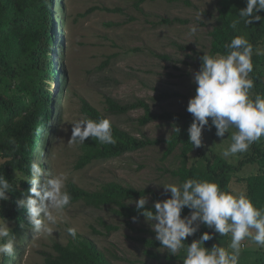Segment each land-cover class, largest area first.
<instances>
[{
	"label": "rangeland",
	"instance_id": "374dc122",
	"mask_svg": "<svg viewBox=\"0 0 264 264\" xmlns=\"http://www.w3.org/2000/svg\"><path fill=\"white\" fill-rule=\"evenodd\" d=\"M93 6L121 7L124 12L97 10L86 17L80 15ZM218 7V0H147L141 10L134 6V0H54L58 44L53 60L58 64L59 85L55 80L51 84L54 96L62 91V98L54 107L55 125L59 115L61 120L54 135L47 131L45 142L52 135L49 150H43L44 143L37 147L35 157L42 153L45 170L66 175V190L71 182L96 191L104 183L116 181L137 189H151L161 200L170 197L171 193L158 184H180L170 172L180 165L179 150L163 158L166 144H153L77 169L82 144L69 142L71 122L86 117L81 109L86 99L137 137L168 138L174 130L172 121L160 119L142 126L138 118L144 115L143 109L117 115L107 110L106 97L123 104L144 99L157 113L185 111L189 98L195 95L192 76L199 70L200 54L211 47V31L217 22ZM193 26L197 28L195 34L190 31ZM106 61L109 63L103 65ZM202 141L207 152L221 154L230 145L231 135L225 133L221 138L205 127ZM258 141L263 142L264 136ZM250 150L227 159L238 164ZM253 168L248 165L241 175H234L231 190L246 192V182L239 178L253 172ZM17 175L19 179L27 177L22 173ZM146 197L148 204L157 201L153 194ZM135 201L131 204L135 205ZM102 220L116 229L108 230ZM54 227L57 231L48 236L34 235L28 226L22 237H16L15 255L7 264H45V256L53 252L55 243L66 244L72 239L67 233L69 227L94 241L111 264H161L172 255L163 247L153 249L161 260L147 254L141 240L155 238V233L146 218L127 223L110 207L95 208L84 201L72 203ZM215 240L217 245L227 248L231 234L222 237L218 233ZM185 248L177 254H186ZM182 260L176 259L172 264H183ZM262 260L264 247L245 238L238 264H260Z\"/></svg>",
	"mask_w": 264,
	"mask_h": 264
},
{
	"label": "trees",
	"instance_id": "16d2710c",
	"mask_svg": "<svg viewBox=\"0 0 264 264\" xmlns=\"http://www.w3.org/2000/svg\"><path fill=\"white\" fill-rule=\"evenodd\" d=\"M146 1L134 0V6L141 10ZM218 6L217 22L211 31V47L207 53L223 54L226 52L225 45L235 36L245 37L253 45L254 67L249 74L254 81L251 94L253 98L257 93L264 94V54H256L257 49L264 52V21H255L247 26L241 21L237 26L238 30H233L231 23L234 19H238L239 10L246 7V0H218ZM97 10L124 12L121 7L93 6L80 15L86 17ZM259 14L264 17V10ZM115 24L117 25V23L107 25ZM56 35L54 0H0V175L5 176L13 184V190L7 193L10 198L0 201V218L8 222L16 237H22L23 231L29 226L26 209L18 207L16 201L21 198L22 193L27 195L30 188V184L24 178L19 179L17 174L30 175L29 166L38 153L37 147L45 143L43 150L45 152L49 150L52 135L57 131L61 120L59 115L55 125L54 107L62 98V91L57 97L54 96L51 84V81H56L59 75L58 64L53 60ZM203 54L204 52L200 57ZM108 63L109 61H106L103 65ZM200 65L201 60L199 68ZM64 79L66 80L65 76ZM106 104L107 110L117 115L143 109L144 115L138 118L140 125L145 126L152 121L164 119L173 122L174 130L166 139H151L144 135L137 137L83 99L81 109L86 117L94 120L104 117L110 119L116 143L99 144L93 138H87L81 145L82 153L76 163L77 169H83L94 161L110 159L153 144L165 143L163 158H168L179 150L180 165L170 172L179 179L180 184L190 178L206 179L216 182L221 189L227 191L229 187L231 189L234 175H239L248 165L253 166V172L239 179L246 182V193L253 204L257 208H264V141L254 142L249 148L251 150L236 164L220 153L207 152L204 143L203 147L193 148L188 141L187 131L193 117L187 109L181 112L157 113L144 99L123 104L110 96L106 97ZM37 128L41 129L39 134ZM48 130L52 135L45 142ZM210 130L216 135L214 126ZM13 139L15 143L11 142ZM194 152H196L195 157L192 156ZM67 191L71 195L70 204L84 201L95 208L110 207L126 219L127 223L133 217H136V220L145 219L131 201L149 194H153L156 200H161L160 195L151 189H137L116 181L104 183L96 191H89L71 182ZM145 208L155 211L154 204L147 203ZM189 214L190 210L187 207L181 212L182 216ZM101 223L108 230L116 229L114 225L104 220ZM205 231L212 233V239L205 242V247L211 248L212 245L217 244L215 237L218 233L203 224L193 236L187 238L184 244L199 239ZM141 242L146 247L147 254L161 260L153 250L163 247L159 241L155 238H143ZM53 249V252L46 254L45 264H111L109 257L94 241L79 233L75 239H70L66 244L55 243ZM184 256L183 253L168 256L161 264H172L174 260L183 259ZM9 260L10 257H2L0 264H7ZM260 264H264V260Z\"/></svg>",
	"mask_w": 264,
	"mask_h": 264
},
{
	"label": "clouds",
	"instance_id": "9594fccd",
	"mask_svg": "<svg viewBox=\"0 0 264 264\" xmlns=\"http://www.w3.org/2000/svg\"><path fill=\"white\" fill-rule=\"evenodd\" d=\"M262 10L264 0H246V7L239 10L238 19L231 23L232 29L238 30L241 21L246 26L255 21H264V17L259 14ZM190 31L195 34L197 28L193 26ZM55 44H58L57 38ZM225 48L223 54L203 51L200 57V68L192 76L196 85L195 95L189 98L187 104V111L193 117L187 131L188 141L193 148L204 146L202 130L206 126L209 129L214 126L216 136L221 138L229 133L231 143L221 152L224 158H228L247 152L254 142L264 136V94L257 93L254 98L251 94L254 81L249 74L254 67L253 45L245 37L237 35ZM256 54L264 52L257 49ZM71 125L70 143L83 144L89 137L99 144L116 143L111 121L107 117L98 120L82 117L71 122ZM36 131L39 134L41 129L37 128ZM11 142L15 143V140ZM42 156L41 153L31 161L30 175L24 178L30 184L28 194L22 193L16 204L26 209L28 225L34 235L51 236L57 231L54 226L58 218L71 203V195L66 190V175L45 170ZM158 185H163L164 190L171 195L167 199L155 201V211L145 208L148 203L146 196H140L135 205L155 233V239L170 254L176 256L180 249L185 248L184 242L202 224L222 237L231 234L227 248L217 244L208 248L205 242L212 239V233L203 232L199 239L187 243L183 264H238L245 238L264 247V208H257L246 192H234L230 187L226 191L216 182L194 178L179 185ZM12 190L13 184L0 175V201L8 200L10 197L7 193ZM185 207L190 210V214L182 216ZM136 219L133 217L134 221ZM67 233L73 239L77 236L74 227L67 228ZM15 249L16 236L2 218L0 258L14 256Z\"/></svg>",
	"mask_w": 264,
	"mask_h": 264
},
{
	"label": "bare ground",
	"instance_id": "6f19581e",
	"mask_svg": "<svg viewBox=\"0 0 264 264\" xmlns=\"http://www.w3.org/2000/svg\"><path fill=\"white\" fill-rule=\"evenodd\" d=\"M56 87H57V85H56Z\"/></svg>",
	"mask_w": 264,
	"mask_h": 264
}]
</instances>
